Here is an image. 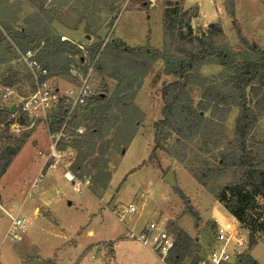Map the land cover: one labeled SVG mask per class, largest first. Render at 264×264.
Wrapping results in <instances>:
<instances>
[{
  "label": "rangeland",
  "instance_id": "374dc122",
  "mask_svg": "<svg viewBox=\"0 0 264 264\" xmlns=\"http://www.w3.org/2000/svg\"><path fill=\"white\" fill-rule=\"evenodd\" d=\"M175 0H158L155 6H144L146 0H0V23H11L17 28H40L49 29V24L58 21L67 23L69 26L75 24L78 17L83 16L91 27L97 28L105 23V29L100 34V39L112 36L121 37L126 44L131 46L150 45L161 49L163 45V13L173 5ZM222 1V0H220ZM198 3L196 4H188ZM181 0V10L185 13L183 24L190 23L193 35L202 33L207 26H202L216 10V0ZM218 3V2H217ZM226 6H234L237 3L238 15L234 18L245 37H250L262 48H264V0H223ZM143 8V9H142ZM197 9L200 13L197 16ZM229 16V15H228ZM230 17V16H229ZM111 18L115 20L110 21ZM51 21V23H49ZM224 34L223 40L216 38L217 42L225 41L236 53L237 57H245L244 47L238 42L236 31L232 25V19L223 23L220 19ZM241 26V27H240ZM183 31H187L184 28ZM83 44V43H82ZM14 46L3 40L0 45V66L4 70L9 65H15L20 73L25 74L23 66L13 61L9 62L13 54ZM152 69L153 73L144 77L140 88L134 98L124 105L115 106L107 113L109 121L103 129V138L98 142L100 150L94 152L85 161L89 174L87 189L81 187L78 192L75 185L67 181L61 167L57 170H47L38 176L32 183V197L38 198L43 191L40 208L41 215L33 218L30 210H22L21 214L28 218V232L33 244L30 247L32 256L51 257L54 254L60 262L58 264H70L80 255L79 264H97L98 259H91L95 254L93 249L84 250L88 243L99 238H115L123 235L116 248L117 263L114 261L112 244L102 243L104 253L100 255V264H164L157 254L141 244H135L131 239L125 237V227L131 225V218L142 213L145 223L150 220H160L166 225L173 221L183 230L192 232L191 237L199 244V249H193L192 253L199 257H205L214 232V220L208 214L201 212L210 209L214 196L202 187L185 169L184 165L173 157L169 151L179 148L176 143V135L171 134L164 142L165 150L156 151L155 157L150 158L153 147V119L161 118V81L158 65L162 63L159 59ZM0 70V72L2 71ZM201 76L216 78L226 73L221 66L207 63L200 67ZM65 77L58 75L57 79ZM172 81L173 77L165 78ZM93 81L97 90L101 89L102 83H106L111 91L116 80L104 77L97 71H93ZM29 79L25 78L14 85V90L20 95H25L30 90ZM191 101L194 107L202 108L200 102V90L194 85L188 86ZM17 97H12L9 103L14 102ZM227 120V133L232 134L233 116L236 107H231ZM9 118H12L9 116ZM156 120V119H155ZM149 127V128H148ZM25 129L30 130L29 141L39 144L42 151L46 149V129L37 122L31 128L13 130L6 125L0 124V142L10 143L13 137H19ZM256 140L264 142V127L260 124L254 131ZM189 147L198 152L201 148L199 139L189 143ZM68 150L64 156L65 160L75 159L76 150ZM171 170L174 174L177 187L188 197L193 208L199 214L197 226L188 214H183L184 205L179 194L172 185L164 179L167 172ZM225 182L223 180L221 183ZM198 183V184H197ZM205 189L206 191L202 190ZM93 192L99 194L96 196ZM192 202H191V200ZM68 201L71 204H68ZM209 201V202H208ZM133 202L137 210L135 214H125L123 220H119L112 209L117 205L126 206ZM198 204V209L194 205ZM181 219V222L179 219ZM264 217V214H263ZM6 219V218H5ZM4 219V221H6ZM1 223V229L5 222ZM181 223V224H180ZM184 227V228H183ZM136 228V227H134ZM88 229L94 231L93 236L86 234ZM187 232V233H188ZM255 244L246 249L260 262L264 263V229L254 235ZM199 239V240H198ZM5 240L1 245L2 251L11 244ZM255 246V247H254ZM192 254L184 259L189 261ZM46 264V261H38Z\"/></svg>",
  "mask_w": 264,
  "mask_h": 264
},
{
  "label": "trees",
  "instance_id": "16d2710c",
  "mask_svg": "<svg viewBox=\"0 0 264 264\" xmlns=\"http://www.w3.org/2000/svg\"><path fill=\"white\" fill-rule=\"evenodd\" d=\"M180 1L175 0L163 13L161 49L150 45L129 46L118 38H98L90 45L74 43L61 38L51 24L46 29L40 22L38 29L17 28L11 23L1 22L0 45L3 40H8L14 46L12 55L15 58L9 61L11 64L18 62L19 51L31 48L38 51L40 62L53 75L67 77L71 64L84 61L83 70L93 64L94 70L102 76L116 80L111 91L106 83H102L101 89L83 107L75 110L69 121L71 126L84 127L83 133L69 142L77 152L70 170L79 179L89 174L85 163L87 158L100 150L97 144L103 138V129L109 121L107 113L115 106L131 101L154 61L161 59L163 73L171 75L173 80L164 82L161 87V118L153 123L150 158L155 157L156 151L165 150L164 142L175 134L179 148L171 149L169 154L243 223L249 231V247H252L255 233L264 229V142L254 137V131L264 116V49L242 34L234 20L233 5L226 6L225 10L232 19L238 42L244 47V58H238L225 41H216L218 37L224 38L218 21L209 23L204 33L193 35L190 23L183 24L185 13L181 10ZM85 19L78 17L73 26L63 24L75 29ZM114 20L110 19L111 22ZM97 28L91 27L87 21L83 27L88 34H94ZM184 28L187 31H183ZM78 44H82L84 49ZM4 63L1 62L0 66ZM207 63L218 64L226 74L216 78L201 76L199 69ZM25 78L28 76L20 73L15 65H9L0 72V86H12ZM189 85L199 88L202 108L193 106ZM231 107H236L237 114L229 135L226 123ZM65 115L66 112L60 108L49 125L51 131L61 126ZM9 116L8 108L1 107L0 124L6 122L9 126L13 121ZM19 122L27 125L23 119ZM30 135V130L25 129L10 143L0 142V177ZM196 139L201 141L198 152L189 147V143ZM227 165L232 169L228 170ZM223 180L225 182L221 183ZM173 188L184 205L182 213L190 215L194 226H197L198 212L177 185ZM166 226L175 240L165 263L180 264L192 254L190 263L196 264L199 257L192 253L193 249H199L196 239L173 221ZM46 264L52 263L48 260ZM235 264L259 263L251 254L243 253Z\"/></svg>",
  "mask_w": 264,
  "mask_h": 264
},
{
  "label": "built area",
  "instance_id": "2783aa9c",
  "mask_svg": "<svg viewBox=\"0 0 264 264\" xmlns=\"http://www.w3.org/2000/svg\"><path fill=\"white\" fill-rule=\"evenodd\" d=\"M157 2L158 0H146L149 7L155 6ZM78 46L84 49L82 44ZM37 52L31 48L18 52V62L23 66L31 88L27 94L20 95L15 92L14 85L0 86V108H8L13 118L9 127L13 130L30 128L37 122L45 127L47 146L45 151L39 150L38 154L43 157V169H49L63 161L64 153L61 146L83 133L82 125L71 126L69 121L75 110L83 107L87 100L97 92V89L93 81V64L89 65L86 70H83L84 61L71 64L68 68L67 85L61 87L58 83V75L49 72L48 68L40 62ZM83 52L85 56L86 52ZM12 97H17V99L8 104ZM13 105L15 110L12 112ZM60 108L66 112V115L61 126L51 131L49 125ZM19 119L25 120L27 125L21 124ZM64 177L70 181L75 180L69 171L64 172ZM136 210L134 203L126 206L117 205L113 209L119 219H123L125 214H135ZM0 211L5 212L1 206ZM10 218L11 224L6 235L11 240H18L25 231V218L19 216H10ZM125 237L150 248L163 262L168 258L175 240L174 234L160 220L147 221L138 229L132 226L127 227ZM248 248V229L229 213L222 220L215 221L207 253L196 264H235L240 254L248 253L245 251ZM180 264L191 263L183 261Z\"/></svg>",
  "mask_w": 264,
  "mask_h": 264
},
{
  "label": "crops",
  "instance_id": "0c3cea01",
  "mask_svg": "<svg viewBox=\"0 0 264 264\" xmlns=\"http://www.w3.org/2000/svg\"><path fill=\"white\" fill-rule=\"evenodd\" d=\"M222 1L216 0V10L214 11V13L211 16H209L207 21H204L201 24L202 26L206 27V25H208L209 23L217 22V19H220L223 23H226V22L228 23V21H226L227 19H230V21H231V18L228 16ZM187 2H188V0H187ZM233 2H234V0H233ZM188 4H196L198 7L197 2H195V3L188 2ZM237 11H238L237 3H234V6H233L234 18L238 21V19H237L238 12ZM197 13L198 14L196 16V19L198 18V15L200 13L199 9H197ZM105 23L98 26V28L96 29V32L94 34H88L84 31L83 27H84L85 23H83V24L80 23L78 25V27L75 29L70 28L69 26H66L63 23H60L58 21L51 23V26L54 28L56 33L59 34L61 36V38H63V39H67V40L74 42V43H83L85 45H90V44L94 43L95 41H97L98 38H100L101 32L105 29ZM238 23L240 24L239 21H238ZM223 32L226 35L224 29H223ZM226 37H227V35H226ZM110 38H112V36ZM116 38H118V39L122 40L124 43H126L121 37L117 36ZM246 38L250 42H255V40L253 38H250V37H246ZM227 39H228V37H227ZM129 46H131V45H129ZM157 61L158 60L154 61V63L152 64L147 75L153 73L152 68L156 64H158ZM158 69L160 70L161 76H163L161 78L160 83H159V87H162V84L164 82H170V80L165 81V79H164V77L169 78V75H166L163 73V62L158 65ZM146 76H145V78H146ZM67 82H68V77H62V78L58 79V83L60 84L61 87H65L67 85ZM160 97H161V94H160ZM160 109H161V107H160ZM160 112H161V110H160ZM236 114H237V109L235 110V115L233 116V121H234ZM155 119L157 120V117H154L153 121H156ZM259 124L262 127H264V116L260 119ZM47 141L48 140H47V136H46V145H47ZM69 142H67L66 145L62 148L63 149L62 152L64 153V156H66V154H68V150H70V152H72L71 150L74 149L73 147H71ZM39 150H41L39 148V144H36L34 141L27 140V142L21 147V149L18 151L16 156L13 158V160L11 161L10 165L7 167L4 174L0 177V206L5 211V212L0 211V247L5 240L13 242V243L7 245L5 248H3L2 251L0 249V264H39V263H37V260L38 261H48L49 260V261H51L52 264H58V262H60L59 259L57 258L56 254H54L51 257L46 256V257H41V258L32 256V254H30L29 250H30V247L33 244V242L30 240L31 235L29 234V232L27 230L29 221H28V218L26 216L21 214V211L22 210H30L32 217L38 218L42 213L39 205L41 203V199H44L42 197L44 192L42 191L40 196L38 198L34 199V197H32V194H31L32 182L39 176V174H43L47 170L60 169L59 167L61 165H63L61 167L66 168L65 170L61 169L63 177H64L65 171H69L74 176V174L70 170V165L72 163V160L71 159L65 160V158H64L63 161L61 163H59L56 167L49 168V169H43V157H41L38 154ZM173 161H176V160L173 159ZM226 168L228 170H231L232 166L227 165ZM74 178H75V180H72V181H70L66 178L65 179L67 181H70L72 184H74L75 185L74 187L78 192L81 191V187H84L85 189L88 190L87 185L89 184V179L87 177L79 179V178L74 176ZM202 190L206 191L203 188H202ZM212 200L213 201L210 202L211 203L210 209H206L203 212H201L199 210V212H200L201 216L203 214H208L209 216H211L214 220V225H215L216 220H218V221L222 220L224 217L228 216L229 212L222 205V203H220L215 197ZM191 202H192V200H191ZM130 203H133V202H130ZM68 204H71V202L68 201ZM194 206H196V208L198 209V204H196ZM112 212L115 214L113 209H112ZM142 215H143L142 213H139V215L135 216L134 218H131L132 227H136V229H138L145 224V219L143 218ZM10 216H19V217L25 218V231L22 234L21 238L18 240H11L6 235L7 230L11 224ZM115 216L117 217L116 214H115ZM182 218H183V216L179 219L180 222H181ZM4 219L6 221H4ZM119 220H123V219H119ZM3 221L5 222V225H4V228L1 229V227H2L1 223ZM127 227H130V226L128 224H126L124 235L126 234ZM186 232H188V231L186 230ZM86 234L88 236H93L94 231L92 229H88ZM188 234L192 235V232H188ZM122 238H124L122 234H121V236H117L115 238H99L96 241L88 243L87 246L84 247V250L93 249L95 254H91L90 258L91 259H98L97 264H100L101 263L100 255L102 253H104V248L100 247V246L102 243L110 242V244H112V249L114 251V253H113L114 258L113 259L117 263L116 248H117V244L119 243V240H123ZM132 242H134L135 244H137V243L140 244L137 241L132 240ZM252 248H250V251L248 252L249 254H251ZM98 254H100V255L96 256ZM251 256H253V255L251 254ZM253 258L259 264H264V263L258 261L254 256H253ZM80 259H81V255L76 260H74L73 262H70V264H79ZM163 263L166 264L165 262H163ZM88 264H90V263H88Z\"/></svg>",
  "mask_w": 264,
  "mask_h": 264
},
{
  "label": "water",
  "instance_id": "95a60500",
  "mask_svg": "<svg viewBox=\"0 0 264 264\" xmlns=\"http://www.w3.org/2000/svg\"><path fill=\"white\" fill-rule=\"evenodd\" d=\"M202 33H204L202 31ZM15 110V106L13 105L11 107V111L13 112ZM164 179L168 182V184L172 185V187H174L176 185V181H175V178H174V174L171 170H169L166 174V176L164 177Z\"/></svg>",
  "mask_w": 264,
  "mask_h": 264
}]
</instances>
